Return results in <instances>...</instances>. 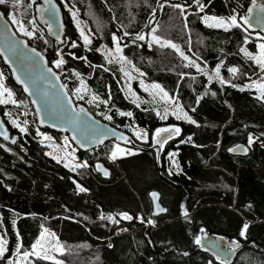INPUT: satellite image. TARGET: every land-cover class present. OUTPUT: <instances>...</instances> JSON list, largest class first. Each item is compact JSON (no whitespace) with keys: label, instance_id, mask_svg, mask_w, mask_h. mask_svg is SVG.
<instances>
[{"label":"trees","instance_id":"obj_1","mask_svg":"<svg viewBox=\"0 0 264 264\" xmlns=\"http://www.w3.org/2000/svg\"><path fill=\"white\" fill-rule=\"evenodd\" d=\"M17 1L0 5L7 18L8 13L22 18L15 7ZM56 1L65 22L62 45H55L39 25L37 38H26L14 30L42 52L49 65L59 53L65 61L59 68L78 73L88 90L99 98L96 107L75 102L118 129L126 131V125H134L145 130L148 140H132L129 145L136 152L113 162L96 157L97 152L104 155L102 149L107 142L89 155L77 150L89 168L78 167L70 172L45 155L46 146L12 128L4 116L12 105L1 104L0 115L17 139L13 144L0 140L4 145L0 147V229L8 242L0 264H6L18 245L19 252L29 250L42 227L56 235L62 247L57 257L62 264H221L195 242L202 231L240 244L232 260L224 264H264V98L262 93L257 96L245 88L263 70L240 51L244 48L254 57L256 33L236 26L208 27L203 21V16L235 15L239 19L252 0H199L205 5L202 11L195 0ZM20 2L23 17H34L36 0ZM63 2L77 7L85 19V13H92V22L95 18L104 24L100 34L103 38L96 36L83 46L62 8ZM176 4L183 12L173 7ZM256 4H264V0H256ZM170 13L175 27L167 28L163 39L177 40L180 51L181 47L186 53L192 50L190 57L198 64L203 62V70L220 65V77L226 83L210 82L204 72L185 64L168 46L136 39L153 26L164 25V19H171ZM187 25L189 47L185 44ZM113 35L124 46L122 55L144 80L159 85L195 123L171 117L160 120L151 110L123 96L119 67L106 62L96 50L100 43L111 46ZM73 42L76 47H72ZM231 67L239 71L230 73ZM0 70L5 82L24 101L28 130L33 133L35 118L28 100L1 61ZM14 110L12 114H18L19 107ZM118 112H131L132 116ZM105 115L112 119H105ZM165 127H178L180 133L167 139L156 156L150 137L157 128ZM39 131L56 139L62 135ZM249 136L253 138L251 143ZM236 145H243L244 152L230 153ZM168 151L176 152L180 172H165L164 156ZM97 162L106 168L107 176L96 171ZM152 192L157 193L163 211L153 212ZM121 213L132 219H124ZM245 224L248 228L241 236ZM119 228L124 230L117 231ZM33 264L57 263L34 257Z\"/></svg>","mask_w":264,"mask_h":264},{"label":"water","instance_id":"obj_2","mask_svg":"<svg viewBox=\"0 0 264 264\" xmlns=\"http://www.w3.org/2000/svg\"><path fill=\"white\" fill-rule=\"evenodd\" d=\"M52 5H55V8L52 9L55 13L54 16H50L47 11L43 14L38 11L39 8L50 9ZM261 5L264 4H256V7L253 8L251 26L245 25L243 28L247 27V31L256 32L264 39V20L261 19L264 17V10L261 9ZM249 7H253V4H249L246 7L244 16L248 15L247 10ZM33 14L36 22L44 26L46 36L53 40L55 45H62L64 42L65 22L57 1L36 0L33 6ZM49 23L52 25L51 28H49ZM241 25H243V21H241ZM33 49H35V52ZM0 61L8 70L12 82L28 100L34 114L37 129H46L65 134L71 144L81 152L102 146L108 141H115L122 145L132 144L129 132L118 129L97 118L84 104L73 100L59 74L48 64L46 57L34 46L29 45L26 38L17 34L1 9ZM49 68L52 69L51 73L48 71ZM25 85H27L28 91H25ZM61 85H64V87L61 88ZM0 126L7 131L10 137L9 140H4L0 136V140L4 143L13 144L11 138L16 140L17 136L10 133L1 115ZM168 134L161 133V138H166ZM152 148H154L155 154L158 156L161 148L153 140ZM230 149H234L233 151L229 150L230 153L244 152L243 145H236ZM95 169L102 176H105L104 172L107 170L101 162H97ZM153 193L156 194L155 198L152 195ZM149 196L153 212H160L163 207L158 202L157 193L152 192ZM199 237L201 239L199 246L215 259L220 256V259H217L219 261L230 262L236 249L240 246L236 240L209 234L205 231H202ZM229 249L232 250L229 251Z\"/></svg>","mask_w":264,"mask_h":264},{"label":"rangeland","instance_id":"obj_3","mask_svg":"<svg viewBox=\"0 0 264 264\" xmlns=\"http://www.w3.org/2000/svg\"><path fill=\"white\" fill-rule=\"evenodd\" d=\"M32 4V2H31ZM15 7L19 10L20 15L22 16V18L16 13V14H12V13H8V19L10 20V22L12 23L13 27L15 28V30L20 34L23 35L26 38H37V33L39 32L38 30V23L36 22L35 18L33 16L28 17L21 14V8L23 7V3L20 2V0H18L15 3ZM62 8L67 12V15L70 18L71 23L73 24L75 30L77 31V36L78 38L81 40L83 46H87L84 43V36L89 37V39L92 41L94 38L99 37V38H103V36L101 37L100 34L103 31V26L104 24H101L98 19L92 18L93 22L90 20V18L93 16L92 13H85V16H87L88 19H85L81 13L80 10L73 6L71 3H64L62 4ZM73 13H75V16H73ZM15 16L16 20L22 21L23 22V26L25 28H27L28 31L33 32V35L31 37L29 36H25L21 31H19V27L20 25L16 24L13 22L12 19H10V16ZM235 16V15H233ZM170 17L171 19H164V25H159V27L153 26L151 29H149V31H147L143 36L145 37L144 40H146L149 44H156V45H160L161 47L164 46H168L170 47V49H174L170 46V44L166 43V42H171V44H175L178 46L179 51L178 55L184 60L185 64H188L189 66H191L195 71L198 72H204L207 73L206 75L209 78V75H211L213 78V80L216 81H220L219 79L216 78L215 73H214V69H210L207 68L206 70L203 71H199L197 69V67L195 65H197L198 63H196L190 56L193 55V51L192 50H188L187 53L184 52V50L181 47V51H180V45L178 44L177 40L173 39V41H166L163 39L162 34L163 35H167L166 33V29L169 27H175V24L172 23V17L173 14L170 13ZM183 18L185 16H182ZM205 17L211 18L210 16H203V21L207 24L208 27H213L214 26V21L211 19H205ZM231 17V16H230ZM224 18L226 21L229 17H222ZM238 19V17H237ZM91 23H90V21ZM28 21H34V23H28ZM238 22L241 24V21L238 19ZM230 23V22H229ZM186 25V23H185ZM41 26V25H39ZM42 28H44V26H41ZM93 27L95 28L97 35L94 36L93 33ZM228 27L231 26H227V27H221L223 29H226ZM155 30V31H153ZM81 32L84 33V36L81 35ZM256 33V32H255ZM153 36H158L160 37V41H154L153 40ZM256 37V53L254 54L255 56L259 55L260 49H259V45L260 44H264V39L258 34H255ZM190 30L187 27L185 28V44L186 46L188 45L189 47V42H190ZM112 39V45L111 46H107L103 43H100L96 50L98 52H100L102 54V56L104 57L106 62H109L110 64H116L119 67L120 70V89L121 92L123 94V96L129 100L130 102H132L135 105H139L138 107H146L148 110H151L152 112H154L155 116L158 117L160 120H165V119H161L162 116L166 115L167 117H171L173 119H177V116H180L179 120H187L184 118V113H186L184 110H182L180 108V106L174 102L173 98L170 97L169 95H167V97L164 96V92L160 87L159 88H154L153 85H157L154 83H150L144 80L143 75L141 74V72L139 70H137L133 65H131L126 59L125 57L122 55L121 50H122V43H120L119 41H114L113 40V36L111 37ZM103 40V39H100ZM65 41V39H64ZM148 45V44H147ZM117 48H119V51H117ZM183 53L184 56L188 57V59H184V56H181L180 53ZM178 56V57H179ZM179 57V58H180ZM60 55L59 53H57V58L53 61V67L57 68L55 65V61L60 59ZM123 58V59H122ZM255 61V60H254ZM200 66L201 69H203V62L202 65L198 64ZM205 65V64H204ZM58 69V74L62 80V82L64 83L65 87L67 88V90H69V94L71 95V97L73 98V100L75 101H83L87 106H94L96 107V104L98 103V99L93 100V97L95 96L90 90H88V88L85 85V81L84 79L80 76V75H76L73 71L71 70H63L60 68ZM258 74V73H257ZM256 79H252L250 82H248L245 85V88L252 90V92L254 93V95L259 96L262 92L261 89L259 87L260 84H264V70L262 71V73L259 74V76H256ZM0 79H2V84H3V88H0V99H5L8 100L9 97L7 95V92H4V89H8L12 92V100H15L16 103H11L8 102L6 104L8 105H12V107L10 109H8L6 111V113L4 114L8 124L12 127L15 128L21 135L25 134V133H29L31 136H34L36 138H46V139H51V138H55L53 136H51L48 133H43L41 131H39V129L35 128V130H33V133H30L28 130V121H27V107L24 103V101H22L21 99L18 98V96L16 95V93L14 92V90L5 82L4 80V75L0 70ZM81 81H83V84H81ZM77 89H79V91H77ZM147 89V91L145 90ZM162 90V91H161ZM92 101L91 103H89V101ZM1 105V104H0ZM177 105L179 107H177ZM14 107H19V112L18 114L13 115L12 113L15 112ZM165 109H167V113H165ZM100 112V110H98ZM97 112V113H99ZM159 113V114H158ZM175 113V114H173ZM188 116V115H187ZM13 121H15L17 124H19L21 127H24L26 129V132L21 133L19 131V128L15 127L13 124ZM25 121L27 123H25ZM189 121V120H187ZM125 130L127 132H129V134L135 138V140L141 141V142H145L148 140V137L145 139L143 134L146 133L145 130H142L138 127H135L134 125H126L125 126ZM137 133H140L141 135L138 137ZM250 136L248 137V141H249ZM60 140V144L61 145H65L67 143L68 138L67 136L61 135L58 138ZM251 139H253L251 137ZM152 140V136L150 137V142ZM47 149H45V155L52 158L54 161L60 163L62 166H64L68 171L73 172L76 168L80 167L78 166V164L76 163H72L67 161L66 159H64L61 155V153L59 152L58 148H56L55 146H52L51 144H47L45 145ZM117 146H119V148L125 149V153H118L117 158L121 157V156H126L129 155V153H135L136 150L134 149L133 146L131 145H122L119 144L115 141H108L106 143V146L103 147L102 151L104 152V155H101V152H97L96 156L97 158H101L103 157L105 160L109 161V162H113L114 160L111 159V154L112 152L117 148ZM93 153V152H92ZM174 154V155H169V154ZM175 151H168L166 153V155L164 156V160H165V172L167 174H172V173H178L180 172V167L177 163V160L175 158ZM84 164V163H83ZM87 166L84 167L86 169L89 168L88 163L86 161ZM65 165H68L67 167ZM93 167V166H92ZM148 221V219H147ZM47 230V232L45 233V236L43 238H41V233L44 232V230ZM124 230V228H119L117 231H122ZM54 234V232L52 230H49L45 227L41 228V231L36 239V241L38 239H42V243L44 244V250L47 252V254L52 257V260H54L57 264H62V261L57 257V253H59L60 251H62V247L59 243V241L57 240L56 235H52ZM0 237L4 236L2 235L1 229H0ZM5 239V238H4ZM35 241V242H36ZM34 242V243H35ZM33 243V244H34ZM32 244V245H33ZM38 251H41L40 249H37ZM25 252V251H23ZM23 252H19L17 253V251H14L12 253L11 256H9L7 258V262L6 264H9L10 261L15 262V264H33V258L36 257L34 255H32V246L29 250H27L26 252L29 253V256L27 258L23 257ZM44 255V251H41V257Z\"/></svg>","mask_w":264,"mask_h":264},{"label":"snow or ice","instance_id":"obj_4","mask_svg":"<svg viewBox=\"0 0 264 264\" xmlns=\"http://www.w3.org/2000/svg\"><path fill=\"white\" fill-rule=\"evenodd\" d=\"M7 2H8V0H0V5H2V4H6ZM195 2L197 3L199 10L202 11L203 8L205 7V5L200 4V3H199V0H195ZM252 3H253V7H249L248 10H247L248 15H245V16H241V17H239V20H240V21H243V25H241V24L238 22V19H237L236 16H231V17H229V18L227 19V21H226L224 18H216V17H211V18L205 17V19H206V20H207V19H211V20H213V21L215 22V23H214V26H216V27H227V26L243 27V26H245V25L248 26V27H250V26H251V19H252L251 14H252V12H253V8L256 7V0H252ZM173 7H175V8H179V9H181V12H183V8H182L181 5L176 4V5H173ZM260 7H261L262 10H264V5H261ZM54 8H55V5H52V8H50V9L45 10L44 8H39L38 11H40L42 14H43L45 11H47V12L50 14V16H54L55 13L52 11V9H54ZM73 16H75V13H73ZM9 18L12 19L14 23L20 25V27H19V31H21L25 36H29V37H31V36L33 35V32L28 31L27 28H25V27L23 26V22H22V21H19V20H16V18H15L14 15H13V16H10ZM261 19L264 20V17H262ZM46 22H47V21H46ZM229 22H230V23H229ZM28 23H34V21H28ZM51 26H52L51 23H49V28H51ZM244 30L247 31V27H245ZM153 31H155V30H153ZM81 35L84 36V33L81 32ZM125 35H128V33L125 32ZM136 39L144 40L145 37H144L143 35H140V36H137ZM113 40H114V41L117 40V37H116L115 35H113ZM153 40L159 42V41H160V37H158V36H153ZM247 42H248V37L245 36V43H247ZM84 43H85V45H89V44L91 43V40L89 39V37L84 36ZM166 43L170 44V46H171L172 48H175L177 51H179V48H178L177 45H175V44H171V42H166ZM76 46H77V45L75 44V42H73L72 47H76ZM259 49H260L259 55H258V56H255V57L251 56V54L248 53V52L246 51V49H244V48H241L240 51H241V52H244L245 55H247V56H249L251 59L255 60V62L260 66V68H261L262 70H264V44H260V45H259ZM33 51L35 52V49H33ZM117 51H119V48H117ZM180 54H181V56H184V54H183L182 52H181ZM37 55H39V53H37ZM73 58H75V59H86V58H84V57H75V56H74ZM41 59H43V58L41 57ZM122 59H123V58H122ZM184 59H188V57L184 56ZM54 63H55V65H56V67L59 68L62 64L65 63V61H64L63 57L61 56V58L58 59V60H56ZM195 66L197 67V69H198L199 71H203V69H201L200 66H199L198 64L195 65ZM48 71L51 73V72H52V69L49 68ZM228 71H229L230 73L235 74L236 72L239 71V69H237V68H235V67H231V68H228ZM214 73H215L216 78L219 79L221 83H226V82H227V81H225L222 77H220V65H217L216 69H214ZM205 74H207V73H205ZM53 75H55V73H53ZM76 75L78 76L79 74L76 73ZM212 78H213V77H212L211 75H209V81H210V82H211ZM17 79H19V77H17ZM57 79H59V77H57ZM21 82L23 83V81H21ZM81 84H83V81H81ZM63 87H64V85H61V88H63ZM153 87H154V88H159L160 86H159V85H153ZM259 87H260L261 92H262V98H264V84H260ZM0 88H3L2 79H0ZM145 90L147 91V89H145ZM25 91H28V87H27V85H25ZM77 91H79V89H77ZM161 91H162V90H161ZM4 92H7V95H8V97H9V99H8V100L0 99V104H6V103H8V102L16 103L15 100H12V99H11V97H12L13 94H12V92H11L10 90H8V89L5 88V89H4ZM0 95H2V94H0ZM65 95H67V93H65ZM167 95H168L167 93H164V96H165V97H167ZM96 99H99V98L94 96V97H93V100H96ZM91 102H92V101L90 100L89 103H91ZM34 103H35V101H34ZM69 103H71V102L69 101ZM102 103L107 104L108 102H107V101H102ZM137 106H139V105H137ZM177 107H179V106L177 105ZM38 111H39V110H38ZM81 111H83V109H81ZM193 111H194V109H193ZM165 113H167V109H165ZM118 114H119V115H122V116H123V115H127V116H129V117L132 116V113H131V112H127V113H124V112H118ZM158 114H159V113H158ZM173 114H175V113H173ZM179 118H180V116H177V119H179ZM184 118L187 119V120H189V121L192 122V123H195V121H193V120L191 119V117L187 116V113H184ZM105 119H107V120H111L112 117L109 116V115H105ZM161 119H166V115H165V116H162ZM25 123H27V122L25 121ZM13 124H14L15 127L19 128V131H20L21 133L26 132V129H25L24 127H21V126H20L19 124H17L15 121H13ZM161 133H169V136H168L167 138H163V139H162V138H161ZM179 133H180V129H179L178 127L157 128V129L155 130V132L152 134V139H153V141H154L156 144H159L160 148L162 149L163 146H164V144L167 142V139H171L172 136L179 135ZM140 135H141L140 133H137V136H138V137H139ZM0 136H2V137L4 138V140H9V139H10V137H9V135H8V133H7V131H6V130H3V129H2V126H0ZM143 136H144V138L146 139V138H147V133H144ZM11 140H12V143H15V142H16L15 138H11ZM251 142H252V139H251V137H250V138H249V143H251ZM0 147H4V145H0ZM229 150H230V151H233L234 149H229ZM118 153H125V149L119 148V146H117V148H116V149L112 152V154H111V159L115 160V159L117 158ZM129 154H131V153H129ZM169 155L171 156V155H174V154H171V153H170ZM65 166L67 167L68 165H65ZM78 166H80V167H86L87 164H86V162H85L84 164H82V165H78ZM98 167H99V166H98ZM104 174L107 176V175H108V172L105 171ZM78 187H79V185H78ZM80 191H85V189L80 188ZM152 195H153V197L155 198L156 194L153 193ZM160 211H163V209H160ZM120 215H121L124 219H132V217L128 216L127 213H121ZM102 218H104V217H102ZM107 219H112V217H107ZM149 223H152V221H149ZM13 224H15V221H13ZM247 228H248V225H247V224L243 225V228H242V230H241V236H244V235H245V232H246ZM46 232H47V230L45 229L44 232L41 233V238H43V237L45 236V233H46ZM52 235H54V234H52ZM195 242H196L197 244H200L201 239H200L199 236L196 237V241H195ZM7 243H8V242H7L6 239H4L3 237H0V257H3V256H4V253L7 251V247H6ZM233 243H234V242H233ZM19 249H20V246L18 245V246H17V253H19ZM37 249H40L41 251H44V255H43L42 257H41V251H38ZM231 250H232V249H229V251H231ZM31 254L34 255V256H36L37 258L52 259V257H50V256L47 254V252L44 250V244L42 243V239H38V240L32 245V253H31ZM28 256H29V253H28V252H26V251L23 252V257H24V258H27ZM217 259H220V256H217ZM9 264H15V262L10 261ZM221 264H224V261H223V260L221 261Z\"/></svg>","mask_w":264,"mask_h":264},{"label":"built area","instance_id":"obj_5","mask_svg":"<svg viewBox=\"0 0 264 264\" xmlns=\"http://www.w3.org/2000/svg\"><path fill=\"white\" fill-rule=\"evenodd\" d=\"M25 134L28 136V138L37 142L40 145L45 146L47 144H51L52 146H55L56 148H58L62 157L69 162L76 163L78 165H82L83 163L86 162V158L81 157L78 154L77 149L70 143V141H67L65 145H61L60 140L56 138H51V139L41 138L40 139V138L31 136L29 133H25ZM92 152H93V149H89L86 151L88 155L92 154Z\"/></svg>","mask_w":264,"mask_h":264},{"label":"flooded vegetation","instance_id":"obj_6","mask_svg":"<svg viewBox=\"0 0 264 264\" xmlns=\"http://www.w3.org/2000/svg\"><path fill=\"white\" fill-rule=\"evenodd\" d=\"M131 140H135V138H133L132 136H131ZM153 140V139H152ZM164 147V146H163Z\"/></svg>","mask_w":264,"mask_h":264}]
</instances>
